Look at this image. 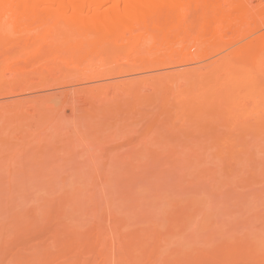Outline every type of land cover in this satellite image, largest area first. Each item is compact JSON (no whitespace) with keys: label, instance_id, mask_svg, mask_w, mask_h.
<instances>
[{"label":"rangeland","instance_id":"rangeland-1","mask_svg":"<svg viewBox=\"0 0 264 264\" xmlns=\"http://www.w3.org/2000/svg\"><path fill=\"white\" fill-rule=\"evenodd\" d=\"M37 26L3 19L0 33L31 42ZM245 38L186 40L144 57L170 62L154 68L136 53L147 35L132 41L136 55L128 44L49 71L34 44L0 53V264H264V134L245 126L252 116L231 113L230 125L221 107L210 120L183 101L192 77ZM220 135L229 158L209 141ZM241 139L262 148L247 154Z\"/></svg>","mask_w":264,"mask_h":264},{"label":"bare ground","instance_id":"bare-ground-1","mask_svg":"<svg viewBox=\"0 0 264 264\" xmlns=\"http://www.w3.org/2000/svg\"><path fill=\"white\" fill-rule=\"evenodd\" d=\"M3 19H7L16 26L38 24L37 27L41 28V33L31 42L27 41L26 38H10L0 33L1 56L7 59L18 57L16 54L17 47L34 44L38 49L32 54L31 59H38L40 67L44 71L51 70L53 64L58 62L59 59V62H62L63 59L67 60L68 57L90 54L94 51L109 52L121 46L128 47V44L133 47L132 41H141L145 35L150 39L149 45L138 48V51L133 50L134 47L130 48L134 53L136 51L140 59L155 55L160 51H171L176 44L190 39L196 42L218 45L219 47V45H233L235 42L238 44L237 40L239 41L240 38L249 37L248 40L245 38L247 42L244 41V44H239L238 47L235 45L232 55L214 69L196 73L192 77L195 79H192V82L190 80L188 90L184 93L189 94V97L186 95L187 98H183L181 97L183 94H176V91L174 98L179 96L185 99L183 100L184 104L188 105V99L192 96L195 108L200 113L204 111L207 113L208 111L206 115L210 114V120L212 116L210 112L213 113V109L216 107L218 109V106L221 109H218L219 112L215 109L214 116L216 112H221V116L219 115L217 118L220 117L223 120L225 116L222 111L225 110L228 114H225L226 121L229 120V123L231 120L228 116L231 113L233 122L236 117H240L241 120V117L244 118V116L245 118L246 116H254V122L252 117L251 119L248 117L253 125L250 126L249 122H247L249 125H246L245 122V126L249 127L251 133L254 132L252 135H257L256 130L257 133L260 131V134H264V30L262 31V28H264V0H0V22ZM119 51L121 52V50ZM125 51L127 52L126 48ZM138 57L137 60L141 61L142 59L140 60ZM153 57H155V60L158 59V56ZM153 57L149 60L144 58L142 61L145 64L147 61L151 63L150 59L153 60ZM159 59L156 64L153 60L154 64L148 66L154 68L153 65L161 67L170 63L164 59L162 61L161 57ZM142 61L140 67L144 65ZM130 67H132L131 63ZM140 67L135 68L136 72L146 68V66L145 68L144 66ZM100 75L93 74L88 79L106 76L105 74ZM13 92L14 89L8 91V93ZM168 99L166 97L165 105L168 102L170 104L171 101ZM192 99H190L191 104ZM180 104V109H177L182 114L183 111L186 113L187 106L185 108L182 100ZM238 110H242V112L238 113ZM202 114H200L201 117ZM214 116H212V119ZM232 121L230 125H234ZM241 124L244 126V122ZM235 129L239 128L236 127ZM244 130L247 131L243 128ZM229 133L232 134L231 132H227V135L223 134L230 137ZM221 136L219 143L216 138L207 140L212 142L211 145L215 144L213 145L215 148L218 147L216 143L218 145L221 142L223 145L224 142L230 143ZM233 137L236 138L237 136L233 135L231 139H234ZM237 139L239 141V138ZM261 140L263 139L260 138L259 141L262 142ZM241 141L242 144L246 142L245 139H241ZM242 144L241 147L244 145ZM246 145L256 146L257 149L262 148L258 147L259 142L254 145L246 142L245 150H243H247V154H249L248 149H251L252 146L246 148ZM217 149L221 154L222 147L220 148L219 145ZM238 149L240 150V147ZM253 149H255L252 150L254 154L257 149ZM263 150L264 147L260 151ZM227 151L230 152L228 149ZM244 151L235 152L243 154H240L243 157ZM228 153L224 154H227L229 158L231 154ZM247 156L252 158L253 155ZM254 156L257 157V155ZM245 158L247 162L253 159L247 160V157ZM245 158H242L243 161H245Z\"/></svg>","mask_w":264,"mask_h":264}]
</instances>
